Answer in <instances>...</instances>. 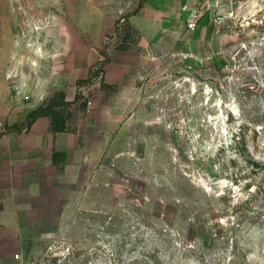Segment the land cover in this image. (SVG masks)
Returning a JSON list of instances; mask_svg holds the SVG:
<instances>
[{
    "label": "rangeland",
    "instance_id": "374dc122",
    "mask_svg": "<svg viewBox=\"0 0 264 264\" xmlns=\"http://www.w3.org/2000/svg\"><path fill=\"white\" fill-rule=\"evenodd\" d=\"M235 2L212 50L156 54L115 101L90 181L27 240L24 264H264V0ZM141 3L0 0V101L27 102L42 79L81 86L87 104L68 112H88L110 50L136 45L117 26Z\"/></svg>",
    "mask_w": 264,
    "mask_h": 264
},
{
    "label": "crops",
    "instance_id": "0c3cea01",
    "mask_svg": "<svg viewBox=\"0 0 264 264\" xmlns=\"http://www.w3.org/2000/svg\"><path fill=\"white\" fill-rule=\"evenodd\" d=\"M204 1L142 0L128 16L138 33L135 47L110 50L103 81L112 88L92 85L87 90L92 108L72 113L65 131H53L49 116L37 118L30 128L23 124L32 110L45 105L57 91L74 101L82 91L79 85L68 89L63 83L50 86L36 79V87L27 88V102L21 93L0 101L5 120L0 129V264H24L27 240L45 228L65 201L76 196L83 181H90L97 157L121 121L115 101L127 99L152 57L166 52L198 56L213 49L217 31L209 13L199 19L195 30L187 26L189 10ZM90 55L81 78L88 76L90 65L100 58L97 48ZM70 108L83 109L79 101ZM15 124L21 128L12 127Z\"/></svg>",
    "mask_w": 264,
    "mask_h": 264
},
{
    "label": "trees",
    "instance_id": "16d2710c",
    "mask_svg": "<svg viewBox=\"0 0 264 264\" xmlns=\"http://www.w3.org/2000/svg\"><path fill=\"white\" fill-rule=\"evenodd\" d=\"M127 21V22H126ZM118 22L117 31H119V25ZM125 39L128 40L131 38L132 34L137 31L130 25L128 20L125 19ZM138 34V33H137ZM122 49H127V46H121ZM88 81V80H87ZM86 83L85 81H80V85ZM108 88H112V86H107ZM81 93H77L76 98L74 101H67L65 92L63 91H57L54 93V95L48 100V102L45 105H41L37 107L36 109L32 110L28 116L27 120L23 124L25 127L30 128L32 123L41 116H49L51 118V125L52 130L55 132L58 131H65L68 129V126L66 124V120L72 116V113L68 112V108H70L73 104L78 102L81 99ZM86 102H82V107L86 106ZM12 127L15 128H21L20 125L15 124ZM58 153H55V156H57Z\"/></svg>",
    "mask_w": 264,
    "mask_h": 264
},
{
    "label": "built area",
    "instance_id": "2783aa9c",
    "mask_svg": "<svg viewBox=\"0 0 264 264\" xmlns=\"http://www.w3.org/2000/svg\"><path fill=\"white\" fill-rule=\"evenodd\" d=\"M235 0H205L202 5L189 10V15L187 18V26L189 29L195 30L198 26L199 19L206 13H209L210 19L218 23L224 22L227 18H232L235 16ZM125 18L120 22V31L123 32V36L120 40L121 44H132L131 41L125 39L124 30ZM128 47V46H127ZM28 98V96H25ZM88 105H91V101H88ZM5 127V120L0 114V129ZM20 257V255H18Z\"/></svg>",
    "mask_w": 264,
    "mask_h": 264
}]
</instances>
